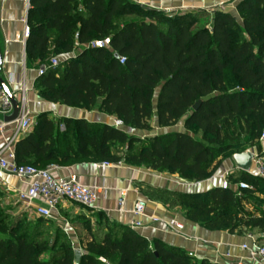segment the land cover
<instances>
[{
    "label": "trees",
    "instance_id": "1",
    "mask_svg": "<svg viewBox=\"0 0 264 264\" xmlns=\"http://www.w3.org/2000/svg\"><path fill=\"white\" fill-rule=\"evenodd\" d=\"M236 9L237 17L219 10L164 13L128 0H30L27 66L44 61L50 40L54 56L81 47L75 57L39 76L38 93L52 103L96 107L123 126L56 121L40 113L14 144L16 163L46 168L83 160L125 161L198 182L233 153L248 150L243 145L254 146L264 134V0H242ZM201 16L209 17L202 26ZM102 39L108 40V47L90 45ZM119 57L125 58L124 64ZM156 89L158 126L182 121L184 131L146 138L128 134L124 128H150ZM198 99L202 102L192 111ZM114 142L124 144L127 152L112 151ZM228 179L244 181L247 188L239 195L221 186L204 193L150 187L145 191L207 229L264 232V206L255 199L264 195V179L240 170ZM99 214L113 230H105L98 240L90 236L79 264H217L196 260L159 240L149 241ZM19 222L10 221L0 206V264H74V249L62 245L49 262H39L49 248L26 228L19 230ZM41 223L47 220L38 218L36 224Z\"/></svg>",
    "mask_w": 264,
    "mask_h": 264
},
{
    "label": "crops",
    "instance_id": "2",
    "mask_svg": "<svg viewBox=\"0 0 264 264\" xmlns=\"http://www.w3.org/2000/svg\"><path fill=\"white\" fill-rule=\"evenodd\" d=\"M140 8L158 10L164 13H193L204 11L211 14L213 11H225L233 16H238L237 4L242 0H128ZM25 4L21 0H0V55L2 63L0 67V78L14 94H18L19 88H23L24 111L34 118L40 113H47L52 120L84 119L90 123L110 124L116 117L96 107L68 106L61 103H52L43 98L36 89L39 78L38 67L27 66L26 61V38L23 36V28L27 23V12ZM81 49L75 46L72 52L64 55H53V41L50 40L44 61L51 62L56 59L63 62L67 58L75 57ZM13 79V83H10ZM1 89V87H0ZM158 89L152 97V117L149 121L150 129L140 131L138 129H127L130 135L138 137H150L170 131H184L182 121L178 127H159L156 117ZM0 112V120L3 121ZM64 127L60 126V130ZM175 128H177L175 130ZM5 137H0V147L7 140L10 126H5ZM22 136L17 137L16 142ZM256 150L264 153V143ZM106 161L83 160L74 164H52L47 166L52 175L56 177L74 176L78 181L86 185L97 187L96 198L90 209L104 213L111 221L121 225L129 226L133 221L141 223L140 227L133 230L145 237L147 240H159L167 245L178 248L196 260H208L217 264H248L247 252L241 248L242 244L251 243L248 235H252L258 241H264V232L257 229L244 230L242 232H228L227 230H210L204 226L187 219L182 212L171 209L158 199L150 197L145 190L147 187L167 189L186 193H204L214 187L221 186L225 172L238 171L231 157L226 158L221 166L202 181L194 182L181 179L176 173L158 172L144 166H134L125 161L117 163L108 162L109 165L102 166ZM26 185L16 176L0 173V189L7 192V199L12 203L23 207L34 213V208L39 205L35 200L31 206H24L17 202L16 193L25 189ZM122 191H125V199L122 210L117 208V199ZM141 203L143 210L140 214H134L135 204ZM85 208L74 206L73 203L62 201L57 211L52 212L47 223H68L70 219L80 216ZM67 218H65V217ZM176 220L182 224L179 231H170L166 227L168 220ZM63 223V224H65ZM64 226V230H69ZM69 233L71 242L76 237ZM75 246V244H74ZM80 249V247H79ZM252 264V263H251ZM253 264H264L253 263Z\"/></svg>",
    "mask_w": 264,
    "mask_h": 264
},
{
    "label": "built area",
    "instance_id": "3",
    "mask_svg": "<svg viewBox=\"0 0 264 264\" xmlns=\"http://www.w3.org/2000/svg\"><path fill=\"white\" fill-rule=\"evenodd\" d=\"M26 8H29L30 0H21ZM24 38L29 36V26L25 23L23 28ZM92 47L106 48L108 47V40H95L90 44ZM125 58L119 57V63L124 64ZM58 64L56 59L51 62H42L37 69L38 75H42L45 70L54 67ZM10 83H13L11 79ZM14 94V93H13ZM16 98L22 102V111L18 118L10 123H5L0 120V137H5V126H10V132L7 140L0 147V173L16 176L26 187L16 193V200L24 206H31L35 200H39V205L34 208V213L38 217L48 218L52 212L57 211L58 205L62 201L79 204L83 207H91L95 198L97 187L95 185H86L78 181L74 176L56 177L52 175L49 168H38L33 165L17 164L14 155L15 140L19 136L28 133L34 125L35 118L24 111V96L23 88H19L18 94H14ZM11 111L10 102L7 96L0 89V112L4 115ZM112 126L120 128L123 126L122 121L114 119ZM62 127V126H61ZM264 139V134L260 136V140ZM254 154L252 167L250 170L251 175L264 179V159L258 158ZM102 166L109 165L108 162H103ZM237 169V168H236ZM233 171L225 172L221 183L223 189H231L235 194L239 195L240 190L247 188L244 181L231 183L228 177ZM125 199V191H122L117 199V208L122 210ZM143 210L141 203L135 204L133 208L134 214H140ZM141 223L133 221L129 224L130 229L140 227ZM166 227L170 231H179L182 229V224L176 220H168ZM251 243L249 245L242 244L241 248L247 252L248 264L264 262V241H258L252 235H248Z\"/></svg>",
    "mask_w": 264,
    "mask_h": 264
},
{
    "label": "rangeland",
    "instance_id": "4",
    "mask_svg": "<svg viewBox=\"0 0 264 264\" xmlns=\"http://www.w3.org/2000/svg\"><path fill=\"white\" fill-rule=\"evenodd\" d=\"M209 20V17L207 16H201L199 25L202 26L203 24L207 23ZM179 123V122H178ZM176 124L175 126L178 127L181 124ZM128 129V128H127ZM150 129V128H149ZM147 130H140V131H148ZM177 128H175L176 130ZM129 130V129H128ZM139 130V129H138ZM176 131H183L182 130H176ZM126 132H128L126 130ZM129 134V133H128ZM194 135V134H193ZM262 133L260 134V136ZM196 138H199L200 135L195 134ZM142 138V137H140ZM146 138V137H143ZM262 143H264V139L260 140V138L254 143V146H248L243 145L241 148H246L248 150L250 149H259L261 147ZM139 146L138 143H136L133 146V151L136 150V148ZM111 150L116 151L119 154H125L127 152L126 146L122 143L114 142L113 145H111ZM256 155H258V158L264 159V153H259L258 150H256ZM0 192L2 193L1 199H0V206L4 211H6L9 215V220H20L19 222V230L25 229L27 230L28 235L34 233L35 241L39 243H43L44 246H47L49 248V251L44 253L40 258L39 262H49L52 255L57 252L58 250H61L60 245L63 247H71L73 249H76L80 247L81 253L85 249L86 242L90 239V236L94 239L98 240V236L102 234L105 230H113V227H111L107 219L104 216H101L98 211L90 209L89 207H84L85 211L84 213H81L80 219L72 218L69 220L68 223H41L36 224V220L38 217L35 215V213L29 212L25 210L23 207H19V205H16L12 203V201L8 200L7 192L0 189ZM264 195L260 194L259 197H255V199L258 202H262L264 206ZM74 206H77L79 208H82L81 205L73 203ZM262 206V207H263ZM246 210L251 211V207L246 208ZM261 212L264 211V207L260 210ZM65 217V216H64ZM67 218V217H65ZM78 220V222H76ZM83 220H86L87 222H84ZM80 221V222H79ZM76 223L78 225H76ZM69 226V230H64V226ZM106 227V229L104 228ZM115 230V229H114ZM118 232V231H117ZM69 233H71L73 238L76 237V240H74V243L71 242V237H69ZM56 242V246L53 247V242ZM75 244V246H74ZM100 262L108 263V260L102 257H99Z\"/></svg>",
    "mask_w": 264,
    "mask_h": 264
},
{
    "label": "water",
    "instance_id": "5",
    "mask_svg": "<svg viewBox=\"0 0 264 264\" xmlns=\"http://www.w3.org/2000/svg\"><path fill=\"white\" fill-rule=\"evenodd\" d=\"M114 57L118 58V55L115 53ZM1 63H2V57L0 55V67H1ZM0 87L3 93L7 96L11 106V111L3 116V122L10 123L18 118L20 112L22 111V102L21 100L19 101L16 98V96L13 94V92L10 90V88L7 86V84L4 82L2 78H0ZM201 102L202 99H198L196 102H194V104L191 106L192 111L197 110ZM253 158H254V154L251 150H246L239 153H233L231 155V159L235 167L238 170L246 173H250L253 163ZM81 256H82L81 250L78 248L74 249V264L80 263Z\"/></svg>",
    "mask_w": 264,
    "mask_h": 264
}]
</instances>
